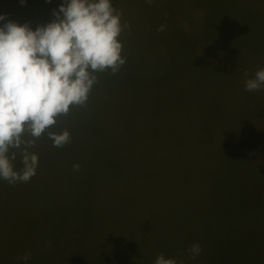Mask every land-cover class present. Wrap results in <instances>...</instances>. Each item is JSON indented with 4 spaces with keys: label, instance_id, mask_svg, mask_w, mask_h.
<instances>
[{
    "label": "rangeland",
    "instance_id": "374dc122",
    "mask_svg": "<svg viewBox=\"0 0 264 264\" xmlns=\"http://www.w3.org/2000/svg\"><path fill=\"white\" fill-rule=\"evenodd\" d=\"M62 3L0 0V15L35 30ZM111 3L126 63L57 118L70 143L35 140L29 182L0 179V264H264V86L245 88L264 0Z\"/></svg>",
    "mask_w": 264,
    "mask_h": 264
},
{
    "label": "clouds",
    "instance_id": "9594fccd",
    "mask_svg": "<svg viewBox=\"0 0 264 264\" xmlns=\"http://www.w3.org/2000/svg\"><path fill=\"white\" fill-rule=\"evenodd\" d=\"M20 3L25 6L27 0ZM53 16L52 22L33 30L11 20L3 23L7 16L0 15V179L9 184L26 183L36 175L39 158L29 148L46 132L54 147L71 142L67 130H51L57 118L87 102L96 73L116 74L126 63L118 39L121 14L111 0H63ZM262 86L264 69L245 82L249 92ZM13 150L22 155V171L15 170ZM188 251L195 259L202 249L195 243ZM20 259L26 264L28 256ZM154 264L176 261L160 254Z\"/></svg>",
    "mask_w": 264,
    "mask_h": 264
},
{
    "label": "bare ground",
    "instance_id": "6f19581e",
    "mask_svg": "<svg viewBox=\"0 0 264 264\" xmlns=\"http://www.w3.org/2000/svg\"><path fill=\"white\" fill-rule=\"evenodd\" d=\"M205 198V197H204ZM264 236V235H263Z\"/></svg>",
    "mask_w": 264,
    "mask_h": 264
}]
</instances>
